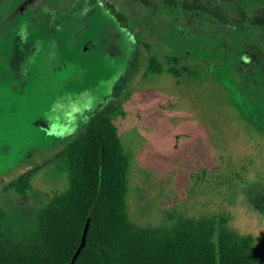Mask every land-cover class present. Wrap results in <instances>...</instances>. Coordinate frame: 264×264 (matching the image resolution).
<instances>
[{"label":"rangeland","instance_id":"374dc122","mask_svg":"<svg viewBox=\"0 0 264 264\" xmlns=\"http://www.w3.org/2000/svg\"><path fill=\"white\" fill-rule=\"evenodd\" d=\"M149 1L0 3L1 234L32 232L68 188L57 153L92 115L116 107L131 221L224 217L256 238L264 260V29L239 16L264 0H212L235 11L231 23L181 0ZM151 56L180 76L147 73ZM29 172L19 192L13 184Z\"/></svg>","mask_w":264,"mask_h":264},{"label":"trees","instance_id":"16d2710c","mask_svg":"<svg viewBox=\"0 0 264 264\" xmlns=\"http://www.w3.org/2000/svg\"><path fill=\"white\" fill-rule=\"evenodd\" d=\"M139 1L151 5L149 0ZM181 1L186 11L236 22L235 11L212 0ZM239 16L264 29V8ZM169 61L177 63L175 58ZM174 65L165 67L151 56L147 73L168 70L178 77ZM115 113L116 107H108L92 115L83 131L57 153L68 173L67 190L55 194L39 211L34 229L24 239L3 236L0 229V264H71L79 248L74 264H264L256 238L230 231L224 217L181 218L160 227L131 221L130 157L111 118ZM30 178L31 172L26 173L13 186L24 193ZM5 216L0 208V219Z\"/></svg>","mask_w":264,"mask_h":264},{"label":"water","instance_id":"95a60500","mask_svg":"<svg viewBox=\"0 0 264 264\" xmlns=\"http://www.w3.org/2000/svg\"><path fill=\"white\" fill-rule=\"evenodd\" d=\"M114 52H115V51H114ZM79 252H80V248H79V250L76 252V254L73 256V259H72V261H71V264H74V263H75V260H76V258H77V256H78Z\"/></svg>","mask_w":264,"mask_h":264}]
</instances>
